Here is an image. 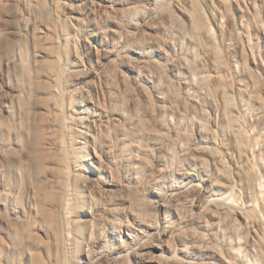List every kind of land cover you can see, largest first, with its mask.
<instances>
[{"label":"rangeland","instance_id":"obj_1","mask_svg":"<svg viewBox=\"0 0 264 264\" xmlns=\"http://www.w3.org/2000/svg\"><path fill=\"white\" fill-rule=\"evenodd\" d=\"M87 1L0 0V164L11 174L17 169L22 172L26 188L38 186V198L51 191L57 201L70 198L74 184L65 156L71 144L64 129L57 134L58 149L47 147L44 139L40 144L48 149L43 150L41 145L39 149L44 167L49 149L50 155L58 156L57 169L52 171L54 190L37 182V165L33 162L38 161L34 157L40 158L39 154L32 157V148L28 153H19L22 151L15 144L26 107L39 110L36 125L44 129V110L57 103L62 108L74 104L72 94L83 87L89 98L93 97L92 102H97L99 112L108 111L113 117L111 125L99 123L94 136L100 147L110 146L107 150L115 160L114 166L121 171L120 182L124 184V190L107 194L106 198L98 197V207L113 212L116 207H126L125 213L136 215V197L142 198L145 189L153 184L147 177L149 169L160 162L167 176L174 168L191 169L190 163H196L210 172L216 182L215 197L221 201L210 209L184 207L182 223L170 237L173 252L158 256L157 262L264 264V0H242L245 12L236 8L235 0H114V4L103 9ZM192 14L203 18V26H195ZM94 34L107 38L106 42L119 49L102 58L87 84L75 86L73 64L82 55L85 39ZM140 54L148 58L145 67L137 63ZM134 66L145 69L140 73ZM139 91L142 95L136 104L141 112L134 117L138 126L121 128L113 114ZM49 97L54 98L55 104ZM67 117L62 114L60 120L71 121ZM156 121L163 125L161 132L155 129ZM198 135L205 142L211 139L206 144L209 150L201 155H184L188 149L186 142ZM44 137L47 138L46 134ZM76 138L74 131L73 139ZM152 142L166 144L169 149L157 152L150 146ZM154 156H158L157 162ZM133 157L137 159L131 167L125 164ZM47 170L41 173L46 175ZM128 175L133 180L129 181ZM123 199L126 202L121 206L118 203ZM42 215L36 225L39 230L44 229ZM101 215L100 231L92 242L102 240L103 244L99 250L93 248L91 256L112 253L121 245L115 234L122 225V230H127L125 215H109L107 211ZM40 232L41 238H45L43 244L30 238V231L26 233L29 250L25 257H18L20 263L80 264L83 256L87 257V252L76 254L66 237L58 243L51 233L47 239L46 232ZM82 242L80 238L79 244ZM9 247L0 233V264L7 260ZM125 262L130 264L129 259L122 263Z\"/></svg>","mask_w":264,"mask_h":264},{"label":"bare ground","instance_id":"obj_2","mask_svg":"<svg viewBox=\"0 0 264 264\" xmlns=\"http://www.w3.org/2000/svg\"><path fill=\"white\" fill-rule=\"evenodd\" d=\"M76 1H79V0H76ZM241 1L242 0H235L234 3H235L236 8H238V10L244 11L242 10L244 6L241 5ZM89 2H91V5H93L94 7H98L102 9L105 7H109L111 6V4L115 3L114 0H98V1L88 0L87 3L89 4ZM243 2H245V0ZM95 13L97 14V12ZM192 16L193 17L191 18L193 19V23L195 24V26H197L198 28L200 26H203L204 20L202 17H197L194 14H192ZM28 26L30 25L26 23L25 27L28 28ZM99 34H94V35H91L90 37L88 36L89 39L87 40L86 38L85 42L83 43V51L80 48L81 49L80 52L82 51L81 57H80V54L79 55L77 54L78 60L77 62H74L75 64H73L74 65L73 67L74 76H72V78H74L73 80L77 82V85L75 86H78L84 83L87 84L89 79L95 76V72L100 66L101 61L103 60L102 58H106L110 55H113L114 52L117 51L116 49L118 47L115 49V47L112 46L110 42L105 41L107 38L106 39L101 38ZM143 55L141 54L138 55L139 60H137V63H139L140 65H144L148 59L146 56H143ZM131 64H134V63L131 62ZM139 64H137V66ZM137 66L136 67L134 66L133 68L137 69L138 68ZM145 66L146 65H144V67ZM143 69L145 68L142 67V69H139V72L140 70H143ZM120 78H124V76ZM138 78L143 79L141 78V76ZM84 89L83 87H80V89L77 88L75 92L73 91L74 94H72V97H74L73 98L74 104L72 103L73 105L70 104V106L66 105L68 107H65V108H62L60 103H59L60 106L57 102H56L57 103L56 105L54 103L55 102L54 98H53L54 102L51 99L53 96V94H51V98L50 97L49 98L51 99L53 103L51 101L50 102L52 104H55L56 106L54 105L53 106L54 108L46 107L47 109L44 110L43 113L46 115L45 116L46 118H45L44 129L40 128L41 130L36 125V121H35V117L38 114H40L39 110L33 107L25 108L26 109V111H24L25 118H23L24 120L20 123L22 124V130L20 129V132L17 133L18 135L16 134L17 143L15 145H17L19 150L22 151L19 153H26L27 150L28 152H30L29 150L30 148H32L34 150L33 151L31 149L32 150L31 152H33L32 157H34V153H36L37 155L39 154L38 155L39 157L40 154H42L40 153V151L42 152V150H39V149H42L43 147L40 144L43 141V139L45 143L47 144L46 145L47 147L54 148L57 143L58 144L60 143L59 141L57 142L58 140L57 134L59 136V132L61 134L62 132L61 130L64 129L69 135L68 138L70 137L69 143L71 145H70L69 150L66 153L65 158L71 170L70 175H71V179L74 184V194L70 196V198H68L67 200L57 201L55 199L56 196L54 192L51 191V192H48V194H44L43 192L42 197L41 198L39 197L40 198L39 199L37 196L38 195L41 196V195L40 193L39 194L37 193L38 189L36 188L38 186L35 187L34 185H30L26 188L27 186L25 185L26 177L23 175L22 172L17 171L18 170L17 169L11 174V172L6 170V166H4L3 164H0V233L7 239L10 245L9 250H8L7 260H5L4 264H22V262L21 263L19 262L18 257L21 255H24L25 257V254L29 250L27 246L26 233L30 231L31 232L30 238L34 239L35 241L41 240L43 244L45 238L44 239L41 238L42 235H41L40 230H43L44 233L46 232L45 237L47 239H49L48 234L51 233L53 237H56L58 243L61 240H64V238L66 237L68 241H71V244L73 245V249L75 250L76 254H79V252L80 253L84 252L83 254H85V252H87L86 253L87 257L85 258V256H83L84 260L80 264H123L122 262H124L127 259H129L130 264H159L157 262L158 259H156L158 258V256L173 252L172 251L173 248L170 246V237L178 230V226H180L182 223V220H183L182 209H184V207L186 206L189 207L191 210H197L203 207L210 209V207L215 206L217 202L221 201L215 197L216 195L215 194V189H216L215 183L216 182L214 183L212 181L211 174L208 171V169H206L205 167L199 166L196 163L191 162L190 163V167H192L191 169L183 168V169L174 171L175 169L174 168L173 169L174 172L172 171L171 174L165 176L164 174L165 173L167 174V172L163 168L162 169L165 172L161 169L160 167L161 163L159 162L160 166L155 165V167H152L151 169H149L148 174H147L149 181L153 183L152 186L145 189L144 195L142 198L140 199L137 197L136 199L134 198L135 204L138 205V208H139V210L136 208L138 210L136 215H134L133 213H131L130 215L125 213L126 207H120L121 209L120 208L118 209V207H116L117 208L116 212L107 210V208L103 209L104 207H98V204H97L98 197L104 198L105 195L110 194L114 191H117V190L121 191L122 189L124 190V184L120 182L122 173L119 170V168L117 169L114 166L113 162L115 160L112 161V157L110 156L111 153L108 152L107 150V149H110V146L104 145V147L102 146L100 147L97 142L99 141V139H96V136H94L96 134L94 132L97 131L98 124L102 123L104 126L107 124L111 125L110 122L113 117L110 113H106L108 111H103L105 113L99 112V109L96 106L97 102L96 103H94L95 101L92 102L91 100L93 99V97H91L92 95H90L91 97L90 99L89 95L86 93V90ZM140 92L141 91H139V94H135L136 93L135 91V93L130 97L129 102L125 103L126 106L123 107L124 106L123 104L122 106L123 108H121L120 110L117 109L118 111L113 114V116H115L114 120H118L117 121L118 123L120 122V125L122 126L121 128L126 127V126L130 127V125L134 126V128L138 126L136 125V122L134 123V119H135L134 117L138 116L139 115L138 113L141 112V111L138 112V108L140 107H138V105L136 104V100L142 95V93L140 94ZM159 97L161 96H158V98ZM162 98L164 97H161V99ZM59 100L60 99H58L57 101ZM49 106L51 105L49 104ZM144 109H147V108H144ZM101 110L103 109L101 108ZM5 111L9 113L7 108L5 109ZM65 113L68 116L67 118L70 117L71 121L70 120L69 121L60 120V117L62 116V114H65ZM136 120H138V118ZM155 123H156L155 129L161 132V130H163V125L157 121ZM152 128H153V125H152ZM100 130L101 128L99 129V131ZM74 131L77 136L76 140L73 139ZM45 134L47 138L44 137ZM193 138L194 139L191 141H187L186 139L187 141L186 145L188 149L184 155L188 156L190 154L191 155L192 154H198V155L205 154V152L209 150L206 144H208L211 141V139L210 141L207 140L205 142L203 141V138L200 137V135H198V137L196 138L195 137ZM43 143L44 142H42V144ZM40 145L42 147H40ZM183 145L185 146V144ZM150 146H152L154 150H156L157 152L159 151L160 153H161V150L164 151V149L168 148L166 144H163L160 142H152L150 143ZM57 147H55V149H58ZM137 147H140V146H137ZM44 149H48V148L43 147V150ZM50 150L51 149H49L48 151L52 153ZM9 152H11V149ZM15 152L16 151H14L13 153ZM56 152L58 151L56 150ZM50 153L47 154L48 156L45 155L49 157V159H47L48 162L46 164V167H44V165L42 164L44 162V159L43 160L41 159L43 155H41L40 158H37L35 156L34 157L35 160L38 159V161L33 160L34 161L33 163L34 164L36 163L37 165V168H36L37 171H35V172H38L37 182L41 184H47L48 185L47 187H49L50 190L52 189L54 190L53 187L56 181H54L55 176L53 175V173L55 172L54 169L57 167V164L59 161L57 160L58 156L56 154L50 155ZM9 156L10 155L8 154V157ZM138 157L139 156H137V158ZM135 158L136 157L130 158L127 161L128 163H125V164H127L128 166L130 165L131 167V165L133 164L132 161L137 159ZM40 159L43 162L40 161ZM29 160H32V159H29ZM154 160L155 162H157L159 160L158 156H154ZM33 163H32V166L34 167ZM45 169H48L46 175L41 173ZM52 171L54 172L52 173ZM41 174H43L44 176H42ZM35 175L36 174H34V177ZM127 179H129V181L133 180L132 175L131 176L128 175ZM25 191L26 193H24ZM136 191H137V188H136ZM39 192H41V189H39ZM128 198H131V197L128 196ZM125 202L126 201L123 199L118 204L122 206V204L124 205ZM37 204H39L38 210L40 211V213L43 214V215L42 214L40 215H42L41 221H42V226L44 227V229L41 228L40 230L36 226L38 222V217L40 216L39 211H37V208H36L38 206ZM132 205H134V203H132ZM105 211H107L109 215H114L115 213H116V216L117 214L125 215L128 219L127 224H124L127 230L123 231L122 230L123 225H122L121 231L115 234L114 236L115 240L116 239L120 240L121 245L114 248L112 253L100 252L98 255L91 256L90 252L93 251V248L98 249L103 244L102 240L97 241L95 243L92 242V240H93L94 235L98 231H100L99 229L100 225L98 224V221H99V217L102 216L101 215L102 212H105ZM101 220L103 219L101 218L100 221ZM80 238L83 241L81 244H79ZM45 243H47V241ZM80 245L82 246L81 249H80ZM39 256H40L39 258L41 260L43 259L44 261L45 258L42 257V254ZM40 263L41 261H39V264ZM125 264H128V263L125 262Z\"/></svg>","mask_w":264,"mask_h":264}]
</instances>
